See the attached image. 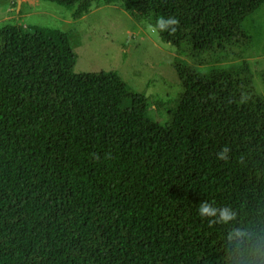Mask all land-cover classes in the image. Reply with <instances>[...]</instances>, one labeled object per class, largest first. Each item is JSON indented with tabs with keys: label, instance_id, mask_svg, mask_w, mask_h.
<instances>
[{
	"label": "trees",
	"instance_id": "obj_1",
	"mask_svg": "<svg viewBox=\"0 0 264 264\" xmlns=\"http://www.w3.org/2000/svg\"><path fill=\"white\" fill-rule=\"evenodd\" d=\"M49 1L72 20L120 2L190 62L160 126L115 71L74 72L68 32L0 28V264H264V91L242 26L264 0Z\"/></svg>",
	"mask_w": 264,
	"mask_h": 264
},
{
	"label": "rangeland",
	"instance_id": "obj_2",
	"mask_svg": "<svg viewBox=\"0 0 264 264\" xmlns=\"http://www.w3.org/2000/svg\"><path fill=\"white\" fill-rule=\"evenodd\" d=\"M19 24L26 31L32 26L59 29L69 33L76 55L74 72L115 71L130 89L125 107L144 103L148 117L165 126L181 91L176 65L190 62L164 43L154 27L141 16H134L120 2L93 4L88 13L72 20L71 12L49 0H0V28ZM151 25V28L149 27ZM250 36L247 61L258 92L264 91V3L242 24ZM209 66L200 67L207 71ZM137 106V107H138Z\"/></svg>",
	"mask_w": 264,
	"mask_h": 264
},
{
	"label": "clouds",
	"instance_id": "obj_3",
	"mask_svg": "<svg viewBox=\"0 0 264 264\" xmlns=\"http://www.w3.org/2000/svg\"><path fill=\"white\" fill-rule=\"evenodd\" d=\"M176 21L174 18H168V19H161L157 22V27L163 29L165 27H167L168 25H173L175 24ZM151 28V25L149 26ZM226 149H222L220 152L217 153L218 158H223L224 152H226ZM199 214L202 217H206V216H212V215H216V212L214 209H212L211 205L207 204V203H201L199 209H198ZM232 215L231 211L227 208H224L222 210L219 211V216L218 218L220 220L226 219V218H230Z\"/></svg>",
	"mask_w": 264,
	"mask_h": 264
},
{
	"label": "water",
	"instance_id": "obj_4",
	"mask_svg": "<svg viewBox=\"0 0 264 264\" xmlns=\"http://www.w3.org/2000/svg\"><path fill=\"white\" fill-rule=\"evenodd\" d=\"M18 1V3L21 1V0H17Z\"/></svg>",
	"mask_w": 264,
	"mask_h": 264
},
{
	"label": "crops",
	"instance_id": "obj_5",
	"mask_svg": "<svg viewBox=\"0 0 264 264\" xmlns=\"http://www.w3.org/2000/svg\"><path fill=\"white\" fill-rule=\"evenodd\" d=\"M26 1V0H25Z\"/></svg>",
	"mask_w": 264,
	"mask_h": 264
}]
</instances>
